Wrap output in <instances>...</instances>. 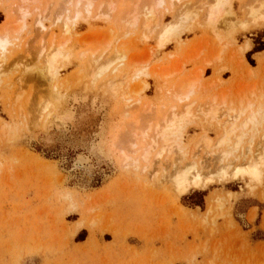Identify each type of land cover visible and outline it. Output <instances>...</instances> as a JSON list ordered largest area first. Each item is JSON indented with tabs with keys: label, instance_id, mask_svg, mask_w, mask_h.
<instances>
[{
	"label": "rangeland",
	"instance_id": "rangeland-1",
	"mask_svg": "<svg viewBox=\"0 0 264 264\" xmlns=\"http://www.w3.org/2000/svg\"><path fill=\"white\" fill-rule=\"evenodd\" d=\"M64 1L45 0L39 10L46 16L44 28L33 14L0 52V264H264V243L256 247L251 241L264 239V176L251 186L241 180L215 181L206 190L179 196L163 178L164 160L153 157L151 163L126 167L115 146L134 130L161 120L164 110L176 103L172 95L169 105L162 97L169 98L189 80L197 85L191 98L193 122L183 138L186 163L210 160L194 147L203 135L212 145L220 135L216 124L203 120L207 102L216 98L219 104L224 98L226 108L264 109V26L252 27L247 21V12L258 1L229 0L212 25L206 13L214 0L174 5L165 0L159 27L146 28L141 16L136 27L125 21L152 0H95V8L103 3V10L84 14L69 34L62 21H54L62 15ZM108 2L116 5L114 12L106 10ZM17 4L0 0V26L8 21L7 11L9 22H17ZM182 11L189 21H182L161 46L159 31L179 24ZM124 12L131 14L129 19ZM53 40L65 44L62 52L69 56L58 58L54 77L45 70ZM246 44L249 48L243 51ZM95 60L99 66L110 61L97 81ZM144 67L148 75L160 78H133ZM159 85L163 88L158 90ZM163 103L168 105L164 109ZM259 121L239 153L248 147L255 156L262 152L264 114ZM82 152L92 155L94 163L77 164ZM181 155L175 156L180 160ZM212 196L221 200L220 207L210 209Z\"/></svg>",
	"mask_w": 264,
	"mask_h": 264
},
{
	"label": "bare ground",
	"instance_id": "bare-ground-1",
	"mask_svg": "<svg viewBox=\"0 0 264 264\" xmlns=\"http://www.w3.org/2000/svg\"><path fill=\"white\" fill-rule=\"evenodd\" d=\"M16 1L18 2V4L16 6L17 9L15 8V10H16L15 13L18 14L19 19L15 23L12 21H11L12 23L9 22V19H10L9 11L6 12V15H8V21L6 22V20H5L4 24H2V26H0V28L3 27V28H1L2 32H0V52H4L8 48V46L11 44L12 37H16L17 35L19 36V34L26 27V24H25L26 20L28 18H31L33 14L38 15L36 23H38V25L41 26L42 29L44 28L42 20L45 19L46 16L44 18V15H43L44 13H40L39 10H40V7L44 4L45 0H16ZM138 1H141V0H138ZM143 1H145V0H143ZM257 1L258 2L255 3L257 6L250 7L249 11L247 12L249 15L248 19H250L247 21L250 23V26H252V27L264 26V0H260V1L257 0ZM94 2H95V0H67L65 4L63 3L65 6H64V8L62 7V11H63L62 15L58 19L56 18L57 20H54V21H56L55 25H58L57 23H60L62 21V23L64 25V26H62L64 28L63 30H65V32L68 33L71 26L73 25V27H74V24L84 14L89 15L90 13L94 12V10L96 9ZM175 2H180V0H170V3L173 5ZM213 2H212L211 6H208L209 9H207L208 11L206 13L207 14V20L209 22H211L212 25L216 24L221 19V16L224 13V7L226 8V6H228L229 0H214ZM108 3H107L108 9H106V10L107 11L110 10V12H112V11L114 12V6H116V5L115 4L111 5L112 2H108ZM140 3H142V1ZM136 4L137 3H135V5ZM164 4H166L165 0H152V2H150V5L148 7H147L148 4L147 5L145 4L144 6L141 5L140 11L138 10L139 7L137 6V5L140 6V4H137L136 7H138V8L137 9L134 8L135 10L133 12L131 11L132 17H130L131 14H127L125 12L123 13L124 16L126 14L125 19H129V17L131 18L125 22L130 21L129 22L130 26L131 25L134 26L138 23L139 18L141 20V17H142V19L144 18L143 19L144 22L142 21L144 23V27L150 28L149 25L151 24L154 28H158L160 21H161V17H159V15H160L159 11H160V8ZM50 5H51V3H49L48 8ZM101 5H103V3ZM101 5L100 6L98 5V10L102 9L103 6H101ZM99 7L101 9H99ZM183 11H182V14H183ZM46 12H45V14H46ZM13 13H14V11L11 13V15H13ZM107 13H106L107 16H111V15H109L110 14L109 12H107ZM179 13H181V12H179ZM56 14H58V13H56ZM182 14L181 15L179 14V18H180V16H182L180 18L181 22L182 21H184V23L188 22L189 21L188 17H190V16L188 14H185V17H183L184 14L183 15ZM177 16L178 15L176 14L175 18ZM121 18L124 20L123 16ZM176 19H178V17ZM180 19H178V20H180ZM187 19H188V21H187ZM149 21H152L153 23H155L156 27L152 24V22L149 23ZM180 23L179 24H173V23L170 24L169 23V24H167V26L165 25L166 28L164 26V28L161 29L162 31L158 30L159 34H160L159 40H160L161 46L164 45V41H165L164 39L171 38L172 36H174L179 31L182 24H184L183 22L181 24ZM245 26L246 25L244 24V27ZM73 27H72V30H73ZM134 27H136V26H134ZM11 34L13 36H10ZM54 41H56V40H53L50 43V44H52V43L53 44L50 46V49H49V51L51 50V52L47 56L48 60H46V61L48 62V66L45 69L48 72L47 74L52 76V77H54L56 75V73H54V71H55L54 68H55V64L58 62V58L61 56L69 57L67 54H66L67 56L64 55L65 51L62 52V48L65 46V44L60 45L61 43L58 44L57 41L55 44ZM53 45H57V46L55 47ZM248 48H249V45L246 44L243 47V51L247 50ZM54 49H55V52H54ZM44 50L45 49L42 48L41 53L44 52ZM52 50L54 53L52 52ZM46 53H48V52H46ZM118 56H119V59H121V60H123V58H125V57H122V55H118ZM65 59H68V58H65ZM118 60H117V62H118ZM47 62H46V64H47ZM109 62L99 63V64H101L99 66L98 64H96L97 60L94 61V65L96 64L99 66V68L97 67L98 69L96 68L97 69L96 73L94 72L95 73L94 78L96 77L95 80L98 79V77L100 75L104 74L109 69V66H108ZM111 63H113V62H111ZM91 65H93V64H91ZM112 65H114V63ZM111 66H110V69H111ZM91 67L93 68V66H91ZM92 68L90 69V72L92 71ZM120 69H122V68H119V70ZM146 69H145V67L139 69L136 72L137 73L136 75L134 73L133 78L137 77V79H138L142 75L153 76L151 74L148 75L149 72L148 71L146 72ZM84 71H85V69H84ZM115 71H117V69ZM92 72L90 74H92ZM131 72H133V71H131ZM176 72H178V71H176ZM176 72L174 74H176ZM118 73H119V71H118ZM87 74H88V72H87ZM129 75L127 77H129ZM164 75L165 74L163 73V76ZM115 76L117 77V75H115ZM123 76H124L123 78H125V75H123ZM166 76L169 78L170 76H172V74L165 75V77ZM165 77H163L164 78L163 81L166 79ZM198 77H199V75L197 76V78ZM154 78L159 79L160 77L155 76ZM198 80H199V78H198ZM198 80H196L197 81L196 83H198ZM108 81H111V79ZM108 81H107V83H108ZM155 82H156V80H155ZM187 82H189V83L186 84L184 82L185 83L184 86H183V83L180 84L182 90L179 89L180 86L178 84L179 88H177V91L172 90L173 93L172 92H171V94L169 93L170 94L169 98L172 95V97L175 98V102L177 104L176 103L174 104V101H172L173 105H171V104L169 105L168 103L171 102V100H173V99H171L172 97L170 99L169 98L166 99L162 96L165 95V97H167L168 95L166 96L165 93L162 96L160 95V97H162L165 101H168L167 104L169 105V107H167L168 105L163 103V104H165V106H163V109H164V107H167V108H166V110H164L165 111L164 116L161 115V117H163L161 120L155 121L156 120L155 119L154 124L147 122L149 124L147 125V127L145 126L146 124H144V126H145L144 129L139 128V130L137 129L136 131L134 130L133 132L130 131L131 134L133 133L132 137H129L128 139L124 137L125 140H123L124 138L121 139V140H123L122 142L120 140L121 143L115 142L118 145H115V144L114 145L117 147V149L119 148L120 152L122 153L123 162L125 163V166L126 167L134 166L137 168L138 166H140V164H142V163L144 164V163L149 162L153 157L156 159L164 160L165 164H167L166 165L167 167L164 168V172H166V175L164 174L165 176L163 175L164 176L163 178H164V180H167L168 182H170L174 185L175 189L173 191H174V193L177 191L179 196L186 195L191 190H206L212 184H214L215 181L223 184V183H227V182L241 180V181H245L248 186H251V184L252 185L258 184L261 181L262 177L264 176V147H262V152L259 151L257 156H255V154H253L255 152H251V150H248L249 147L247 149L245 148L247 151L244 149L243 153H241V152L239 153V151H241L242 145H243V143H244V141L248 135V132L251 131L252 129L254 130L257 127L258 123L260 122L259 120L262 119V116L264 114V109L262 108L261 105L260 106L257 105V106H259L256 109L257 111L252 110L251 105L247 106V107L245 106L246 108H239L237 110H234V109H231L229 106L227 108L224 106L225 105L224 98H223L222 103H219V104L216 103L217 102V101H215L216 98L211 100L213 102H211V101H209L210 103L207 102V108L204 111H202L200 108L199 111H202L201 113L204 116L203 120L206 118V122H207V120H208V122H212L211 124L209 123L210 125L214 126V124H216L218 129L221 130L220 135H219V137H218V139L214 145H212L211 140H209L206 136L203 137L204 136L203 135L201 137L202 139L201 138H200L201 140L199 139V142L197 143L198 145L196 144L197 146L194 147V149L196 147H198V151H199V147L202 148L203 153L205 152V154L207 156H209L208 158L210 160H207L208 159L207 158L206 159L207 161L204 162L205 164L202 161H200V163L194 162V161L193 162L192 161L187 162V163L184 162V160H185L184 154H183V151L185 150V146L183 145L184 144V141H183L184 132H185L186 126L188 124H191V121L193 122V119H192L193 112H191V108L194 104L192 103L191 98L193 99V97H192L194 94L193 92H195V90L193 88L195 85H197V84L193 85L195 82L194 80H193V82H192V80H189ZM107 83L106 82L104 83L105 86ZM142 83L145 84V85L144 84L142 85V88L145 89L146 83L143 81H142ZM161 83H163V86H164L165 81L161 82ZM117 87H115V90H114L115 92H116ZM161 87L162 86L158 87L157 89L159 90V88H161ZM111 88H112V86H111ZM173 89H176V88H173ZM109 90H112V89H109ZM109 90H108V93H109ZM165 90H166V88H165ZM179 90H180V92H178ZM137 92L138 91H136L135 93H137ZM111 93H112V95L114 94L113 91ZM159 93H162L161 90L159 91ZM166 93H167V91H166ZM138 94H139V92H138ZM181 102H182L181 105H184L183 103H185V105L183 106L184 109H183V107L181 108V106L177 107L178 103H181ZM152 105H154V104H152ZM222 105L224 106V109H227L226 111L222 108ZM47 107L48 106H46L45 110L48 112L47 109H49L50 107L49 108H47ZM51 108H52V106H51ZM180 108H181V110H180ZM202 108L204 109V107H202ZM52 109L56 110L55 106ZM163 109H161V110H163ZM52 111H51V113H52ZM154 117H156V116H154ZM161 117H159V118H161ZM58 118L59 117H57V119ZM141 120H142V118H141ZM132 125L133 124H131L130 126H132ZM132 127L134 129V126H132ZM129 130H131V129H129ZM1 131H4V130H1ZM126 135L128 136L129 134H126ZM142 141H146V142H142ZM121 144H122V146H120ZM115 146H114V148L116 149ZM178 154H180V155L182 154L179 157L180 160H178L175 156ZM186 154H187V152H186ZM191 155H192V153H191ZM194 157H195V155H194ZM194 157H192V158H194ZM76 160H77V164L79 163L81 166L94 163L93 156L90 154H87V153H83V152L78 155ZM151 161H150V163H151ZM208 161H210V164ZM145 166H147V165L145 164ZM145 166L143 167V170L146 169ZM214 204L216 207H220L222 205V202H221V200L215 199L212 196L209 198L210 209H211V206H213ZM215 206H213V208ZM250 218L251 219L254 218L253 213L250 215ZM81 226H82V222H78L77 227H81Z\"/></svg>",
	"mask_w": 264,
	"mask_h": 264
},
{
	"label": "crops",
	"instance_id": "crops-1",
	"mask_svg": "<svg viewBox=\"0 0 264 264\" xmlns=\"http://www.w3.org/2000/svg\"><path fill=\"white\" fill-rule=\"evenodd\" d=\"M256 228H260V227H256ZM251 230H253V228H251ZM251 241H252V244H254V246H256V247H258L259 246V243H264V239H262V240H255V239H251Z\"/></svg>",
	"mask_w": 264,
	"mask_h": 264
}]
</instances>
